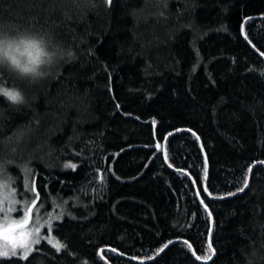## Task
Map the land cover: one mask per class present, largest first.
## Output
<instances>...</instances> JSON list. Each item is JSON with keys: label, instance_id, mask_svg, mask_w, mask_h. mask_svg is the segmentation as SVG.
Listing matches in <instances>:
<instances>
[{"label": "trees", "instance_id": "obj_1", "mask_svg": "<svg viewBox=\"0 0 264 264\" xmlns=\"http://www.w3.org/2000/svg\"><path fill=\"white\" fill-rule=\"evenodd\" d=\"M28 18L73 55L0 76V179L47 224L0 264H264V0H0Z\"/></svg>", "mask_w": 264, "mask_h": 264}, {"label": "clouds", "instance_id": "obj_2", "mask_svg": "<svg viewBox=\"0 0 264 264\" xmlns=\"http://www.w3.org/2000/svg\"><path fill=\"white\" fill-rule=\"evenodd\" d=\"M72 55L71 50L56 42L48 32L35 27L32 18L23 23H0V76L7 73L15 80L34 85ZM0 97L13 106L26 102L24 90L3 79H0Z\"/></svg>", "mask_w": 264, "mask_h": 264}, {"label": "rangeland", "instance_id": "obj_3", "mask_svg": "<svg viewBox=\"0 0 264 264\" xmlns=\"http://www.w3.org/2000/svg\"><path fill=\"white\" fill-rule=\"evenodd\" d=\"M35 206V197L27 203L17 202L15 191L0 179V253H7L0 256H14L13 252L25 256L42 240L47 224L37 221Z\"/></svg>", "mask_w": 264, "mask_h": 264}, {"label": "snow or ice", "instance_id": "obj_4", "mask_svg": "<svg viewBox=\"0 0 264 264\" xmlns=\"http://www.w3.org/2000/svg\"><path fill=\"white\" fill-rule=\"evenodd\" d=\"M109 3H111V0H108ZM262 75H264V73H262ZM71 166L73 168H75V165H66V167ZM247 186V185H245ZM241 191H243V189H241ZM203 202V201H202ZM31 211V209H29V212ZM26 222V221H25ZM37 243L39 242L38 240L36 241ZM54 247H56L57 251H60L62 247H64L63 245L56 243L53 245ZM209 251L212 253V255H214V250L212 249L211 244L209 243ZM0 255H7V253H0ZM13 255H15V253L13 252ZM197 259H201V257H197ZM203 259L207 260V259H211V256H207L204 257Z\"/></svg>", "mask_w": 264, "mask_h": 264}, {"label": "water", "instance_id": "obj_5", "mask_svg": "<svg viewBox=\"0 0 264 264\" xmlns=\"http://www.w3.org/2000/svg\"><path fill=\"white\" fill-rule=\"evenodd\" d=\"M209 262V261H208Z\"/></svg>", "mask_w": 264, "mask_h": 264}]
</instances>
